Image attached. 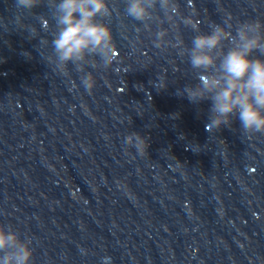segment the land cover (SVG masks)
I'll list each match as a JSON object with an SVG mask.
<instances>
[{"label": "water", "instance_id": "95a60500", "mask_svg": "<svg viewBox=\"0 0 264 264\" xmlns=\"http://www.w3.org/2000/svg\"><path fill=\"white\" fill-rule=\"evenodd\" d=\"M107 2L115 57L85 68L88 92L71 64L47 62V0L30 13L0 0V225L32 240V264H264V133L235 116L209 131L211 100L177 94L198 83L178 46L193 26L235 34L264 22V0H174L147 28Z\"/></svg>", "mask_w": 264, "mask_h": 264}, {"label": "clouds", "instance_id": "9594fccd", "mask_svg": "<svg viewBox=\"0 0 264 264\" xmlns=\"http://www.w3.org/2000/svg\"><path fill=\"white\" fill-rule=\"evenodd\" d=\"M18 12H31L42 0H15ZM125 14L137 21L154 19L159 10L171 18L177 12L174 0H124ZM51 10L52 25L48 17L38 19L44 31L52 32L51 54L47 62L54 63L62 74H69V64L81 73V85L90 92L95 86L90 66L107 70L115 57V45L110 27L99 17L110 15L107 0H47ZM210 25L209 32L193 26L196 33L191 46L179 42V55L187 57L196 73L195 86L187 85L178 90L192 103L211 100L209 123L211 131L228 126L237 117L244 132L264 133V59L252 58L254 52L264 55V22L257 20L238 22L235 25ZM31 33L32 30L28 29ZM36 35V34H35ZM166 31L158 30L154 47L167 46ZM43 43L49 41L43 39ZM227 42V50L225 51ZM97 57L99 59H97ZM126 143L138 151L145 143L138 133L126 137ZM32 240L13 229L0 225V264H32ZM101 264H112L111 256L101 258Z\"/></svg>", "mask_w": 264, "mask_h": 264}]
</instances>
